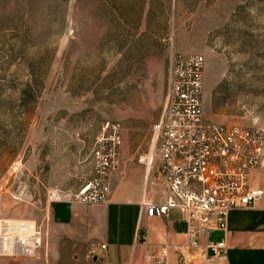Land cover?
<instances>
[{
    "label": "rangeland",
    "instance_id": "obj_1",
    "mask_svg": "<svg viewBox=\"0 0 264 264\" xmlns=\"http://www.w3.org/2000/svg\"><path fill=\"white\" fill-rule=\"evenodd\" d=\"M187 55L206 60L207 121L264 126V0H0V264H106L52 206L94 179L107 124L119 180L146 170Z\"/></svg>",
    "mask_w": 264,
    "mask_h": 264
},
{
    "label": "built area",
    "instance_id": "obj_2",
    "mask_svg": "<svg viewBox=\"0 0 264 264\" xmlns=\"http://www.w3.org/2000/svg\"><path fill=\"white\" fill-rule=\"evenodd\" d=\"M205 64L202 55L176 59L166 113L152 128L158 155L146 164L144 176L158 201L141 204L142 222L167 217L171 210H179L187 222L189 243L175 246L179 264H215L226 241L202 245L201 237L226 231L231 212L254 208L264 199V190L253 187L254 174L264 172V126L229 127L206 120ZM101 137L94 150L95 177L76 197L83 205L107 204L112 176L121 167L122 126L107 124ZM147 233L144 226L139 228L143 243ZM17 245L22 252L30 248L25 241ZM146 262L169 264V245Z\"/></svg>",
    "mask_w": 264,
    "mask_h": 264
},
{
    "label": "crops",
    "instance_id": "obj_3",
    "mask_svg": "<svg viewBox=\"0 0 264 264\" xmlns=\"http://www.w3.org/2000/svg\"><path fill=\"white\" fill-rule=\"evenodd\" d=\"M141 163L133 158L124 163L123 181L115 173L107 204L88 206L76 200H60L52 206L53 219L75 228L88 242L99 246L106 264H148L146 257L159 254L165 244L169 245V264H179L175 246L186 247L189 243L187 222L179 210L142 222L141 204L158 198L142 181L145 171ZM261 173L254 174L253 187L264 190ZM141 226L148 232L147 243L140 239ZM207 240L226 241V251L215 264H264V199L254 208L231 212L227 230L212 231L200 242L204 245ZM102 245H106L105 250Z\"/></svg>",
    "mask_w": 264,
    "mask_h": 264
},
{
    "label": "bare ground",
    "instance_id": "obj_4",
    "mask_svg": "<svg viewBox=\"0 0 264 264\" xmlns=\"http://www.w3.org/2000/svg\"><path fill=\"white\" fill-rule=\"evenodd\" d=\"M26 229H27V230H26L27 233H32V232L34 231V227H33L32 224H27ZM4 246H5V245H4ZM17 249H18V250H21V248H18V247L16 248V250H17Z\"/></svg>",
    "mask_w": 264,
    "mask_h": 264
}]
</instances>
